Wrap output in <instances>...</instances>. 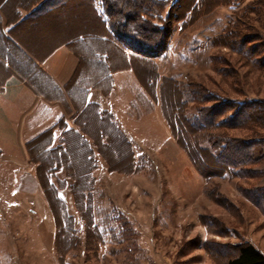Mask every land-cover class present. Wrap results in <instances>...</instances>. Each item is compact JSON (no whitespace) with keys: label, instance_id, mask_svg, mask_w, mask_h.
Masks as SVG:
<instances>
[{"label":"rangeland","instance_id":"rangeland-1","mask_svg":"<svg viewBox=\"0 0 264 264\" xmlns=\"http://www.w3.org/2000/svg\"><path fill=\"white\" fill-rule=\"evenodd\" d=\"M231 1L204 0L191 10V0H177L180 9L177 3L164 9L171 33L175 28L170 56L154 58L162 60L157 75L150 73L155 75L151 86H144L148 68L137 67L156 110L142 108L137 118L120 97L108 102L118 124L130 128L124 131L135 159L103 167L98 158L93 225L83 223L66 189L62 195L74 222L64 224L63 237L57 236L54 218L52 240L46 227L47 239L25 237L12 224L26 223L23 208L9 214L5 234L0 230V264H226L244 244L264 257V153L253 156L243 175L223 173L206 149L208 139L185 121L201 108L216 113L225 101L264 102V0H235L228 7ZM193 42L200 44L192 49ZM181 90L214 100L185 105ZM162 111L175 133L162 123ZM211 133L234 147L264 139V113L243 126L227 123Z\"/></svg>","mask_w":264,"mask_h":264},{"label":"crops","instance_id":"crops-1","mask_svg":"<svg viewBox=\"0 0 264 264\" xmlns=\"http://www.w3.org/2000/svg\"><path fill=\"white\" fill-rule=\"evenodd\" d=\"M47 4L48 0H0V230L5 234L10 229L9 214L26 208V223L12 220V224H18L28 239H47L43 232L49 228L50 241L54 238L53 216L27 146L43 149L49 144L55 148L64 129L79 132L78 113L86 105L97 107L99 119L103 113L110 115L129 143L124 130L130 128L118 124L116 109L108 102L120 97L121 103L123 99L133 106L137 118L142 108L155 111L157 105H150L137 67L154 68L157 75L162 59L143 61L114 41L99 0ZM173 31L166 58L171 53ZM199 44L193 42L192 49ZM116 85H121L118 91ZM160 117L165 124L164 116ZM93 125L88 126L89 140L95 136L90 130ZM168 132L171 134L170 128ZM98 158L106 165V158L96 154L97 167ZM32 244L38 245L36 240Z\"/></svg>","mask_w":264,"mask_h":264},{"label":"trees","instance_id":"trees-1","mask_svg":"<svg viewBox=\"0 0 264 264\" xmlns=\"http://www.w3.org/2000/svg\"><path fill=\"white\" fill-rule=\"evenodd\" d=\"M56 1L61 4L66 0H48L47 5L55 4ZM203 1L191 0V10L197 6L200 7ZM176 3L177 1L170 3V0H99L102 15L114 41L120 43V46L126 50H130L132 55L139 56L147 62L164 55L167 51L171 35V20L168 14L165 18H162L161 14L167 6L172 8ZM177 4L180 9V2ZM234 4L235 0H232L228 7ZM150 73L156 75L154 68L151 71L148 70L144 86L153 84L155 75L151 76ZM107 79L110 81V77ZM109 86L111 87L110 84ZM181 92L185 105L198 99L203 102H206V99L214 100L213 97L206 95L197 98L195 96L197 92L194 90L192 92L181 90ZM218 106L224 109L210 114L207 109L201 108L185 121L195 133H201L203 138L208 139L205 142L206 149L217 163L218 170L229 173L231 176L243 175L249 170L246 167L253 164V156L263 155L264 139L240 141L237 142L238 147H234L230 140L222 139L211 132L224 127L227 123L243 126L246 122L258 119L264 113V102L225 101ZM90 113L93 120L89 118ZM162 113L163 116L166 114L164 111ZM224 113L229 115L223 116ZM97 115V107L86 105L78 113L79 132L64 129L61 143L55 148H50L49 144L43 149H37L35 145L27 146L31 160L38 167V181L52 210L57 236L60 234L61 238L64 233L62 231L64 224L69 225L74 222L62 195L66 189H69V194L73 196L74 205L83 223L88 227L94 223V211L91 204L95 190L93 174L96 169V154L105 157L110 166L122 163L126 158L130 161L132 159L130 145L116 128L112 117L103 113L99 119ZM164 119L171 132L175 133L170 118L164 116ZM91 122H94V125L90 130L95 136L89 140L88 126ZM226 264H264V257L253 246L244 244L236 248L234 255L227 260Z\"/></svg>","mask_w":264,"mask_h":264}]
</instances>
